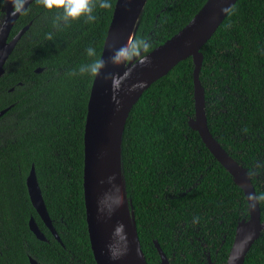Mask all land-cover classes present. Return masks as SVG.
Masks as SVG:
<instances>
[{
  "label": "trees",
  "instance_id": "obj_1",
  "mask_svg": "<svg viewBox=\"0 0 264 264\" xmlns=\"http://www.w3.org/2000/svg\"><path fill=\"white\" fill-rule=\"evenodd\" d=\"M22 0H18V5ZM207 0H147L129 59L181 31ZM117 0L55 26L62 9L34 0L10 38L30 24L0 78V264H97L84 198V133L96 73L71 75L100 61ZM5 0H0V18ZM52 34V39L48 36ZM143 41L150 47L143 49ZM94 47L96 55L86 54ZM200 79L213 136L245 167L264 220V0H238L202 47ZM38 68L43 71L38 72ZM193 57L154 82L127 120L122 163L127 198L149 264H227L240 221L250 217L244 190L213 155L195 117ZM35 167L61 240L32 203ZM34 217L47 240L30 227ZM196 220L194 223L193 220ZM244 264H264V231Z\"/></svg>",
  "mask_w": 264,
  "mask_h": 264
},
{
  "label": "water",
  "instance_id": "obj_2",
  "mask_svg": "<svg viewBox=\"0 0 264 264\" xmlns=\"http://www.w3.org/2000/svg\"><path fill=\"white\" fill-rule=\"evenodd\" d=\"M33 1L22 0L18 5V0H5L4 13L0 18V78L5 73V65L10 55L30 24L10 38L12 29ZM135 1L117 0L100 58L104 61L100 66L103 71L95 75L88 103L84 133L83 186L89 236L96 262L97 264H149L140 245L135 214L127 198L122 163L124 132L129 115L143 93L154 82L167 75L179 62L193 57L196 112L195 117L189 121L190 126L199 131L213 155L232 174L235 182L244 190L250 205V217L239 222L227 263L244 264L252 245L264 231L260 201L247 169L227 152L210 131L205 110V90L200 79L204 61L202 47L214 35L238 0H207L202 9L176 35L151 52L143 55L141 50L129 59L131 45L147 2L144 0L135 19L133 35L123 62L118 64L117 47ZM145 57L148 58V62L142 63ZM37 71L41 72L43 68H38ZM93 102H98L104 111L97 128L91 130L89 116H93L94 113ZM8 109L1 110L0 116ZM117 169L121 173L130 217L128 224L125 221L130 229L129 232L124 226L119 211L110 202V187ZM27 186L36 210L56 238L61 240L46 207L34 166L27 177ZM30 227L39 239L47 240L34 217L30 219ZM156 246L162 264H170L157 241ZM31 262L37 264L33 257ZM211 264L214 263L211 261Z\"/></svg>",
  "mask_w": 264,
  "mask_h": 264
},
{
  "label": "clouds",
  "instance_id": "obj_3",
  "mask_svg": "<svg viewBox=\"0 0 264 264\" xmlns=\"http://www.w3.org/2000/svg\"><path fill=\"white\" fill-rule=\"evenodd\" d=\"M42 5L46 9H62V12L58 15L57 20L55 21V26L60 27L61 24H67L71 20H76L81 17L86 18L88 22H95L97 16L95 15L94 10L99 7L105 9L110 7V0H41ZM48 39H52V34H49ZM143 49L150 47L149 41H143ZM86 54L89 57H94L96 55V50L94 47H88L86 49ZM148 58L142 61V63H147ZM104 64L103 60L98 62H93L89 64L81 65L78 73L72 72L71 75H83L86 73H102L101 65ZM193 222L196 220L194 218Z\"/></svg>",
  "mask_w": 264,
  "mask_h": 264
},
{
  "label": "bare ground",
  "instance_id": "obj_4",
  "mask_svg": "<svg viewBox=\"0 0 264 264\" xmlns=\"http://www.w3.org/2000/svg\"><path fill=\"white\" fill-rule=\"evenodd\" d=\"M144 0H136L134 6H132L131 14L123 28V32L120 38L119 45L117 47L116 51V59L117 63L120 64L123 62L124 56L126 54L127 48L129 46V43L131 41L132 35H133V25L135 22V19L138 16V13L140 11V8L143 4ZM93 108V116H89L90 118V129H95L98 126V123L100 119L102 118L103 114V107L98 102L92 103ZM110 202L112 206L119 211L124 226L126 230L129 232L130 229L128 228L127 224L130 220L129 213L127 210V204L125 202V196H124V190H123V183L121 179V173L120 170L117 169L113 174V181L110 187ZM125 219V220H124ZM126 221V223H125ZM133 236V233H131Z\"/></svg>",
  "mask_w": 264,
  "mask_h": 264
},
{
  "label": "rangeland",
  "instance_id": "obj_5",
  "mask_svg": "<svg viewBox=\"0 0 264 264\" xmlns=\"http://www.w3.org/2000/svg\"><path fill=\"white\" fill-rule=\"evenodd\" d=\"M130 214H131V217H132V212H131V210H130Z\"/></svg>",
  "mask_w": 264,
  "mask_h": 264
}]
</instances>
